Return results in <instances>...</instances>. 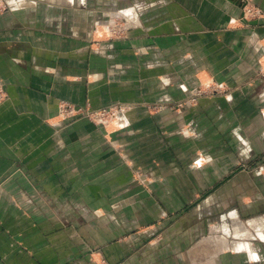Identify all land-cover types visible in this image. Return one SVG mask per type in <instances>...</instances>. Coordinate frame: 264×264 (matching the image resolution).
Masks as SVG:
<instances>
[{
	"label": "crops",
	"instance_id": "0c3cea01",
	"mask_svg": "<svg viewBox=\"0 0 264 264\" xmlns=\"http://www.w3.org/2000/svg\"><path fill=\"white\" fill-rule=\"evenodd\" d=\"M4 1L0 264H264V194L242 195L246 171L180 212L264 143L247 86L264 73V0L251 25L238 0ZM115 18L123 35L104 32ZM198 79L230 91L165 108ZM63 102L125 112L67 119Z\"/></svg>",
	"mask_w": 264,
	"mask_h": 264
},
{
	"label": "rangeland",
	"instance_id": "374dc122",
	"mask_svg": "<svg viewBox=\"0 0 264 264\" xmlns=\"http://www.w3.org/2000/svg\"><path fill=\"white\" fill-rule=\"evenodd\" d=\"M94 0H85V3H83V7H88L94 4ZM119 1V0H118ZM122 2V1H120ZM130 1H124L125 6H129ZM240 7H241V14L239 18V22L242 25L248 24V21H255L258 20L259 18L262 17V15L259 12V9L256 5H254L252 0H238ZM117 4V3H116ZM84 7V8H85ZM6 8V3L4 0H0V13L2 10ZM87 9L91 10L90 7ZM105 20H109L108 17H106ZM238 22V23H239ZM237 23V24H238ZM239 25V24H238ZM251 25V24H248ZM92 28V25L89 26V29ZM96 29V28H95ZM106 29L104 32H106L107 35L114 36V35H123V24L122 20L115 18L114 22L111 24L105 23V28ZM91 30V29H90ZM108 31V32H107ZM92 32V31H91ZM86 34V33H85ZM91 34V33H90ZM105 34V35H106ZM257 78L255 81H250L247 86H251L250 89H253V87H257V91H260L259 94L257 93L258 97L264 102V73L259 72L257 74ZM179 87L182 88V91L185 92L186 95H182V99L179 101H176L175 103H172L168 107L165 108H171L174 107V110L180 109L183 104L185 103H190V104H196L199 99L205 98V97H212V96H217V95H224L227 94L230 90L229 88L224 85L223 83H218L216 79H210L208 84H204L200 79L197 80L196 87L195 89H186L188 86L187 82H180ZM253 86V87H252ZM254 91V90H253ZM254 92H249L248 94H251ZM256 95V96H257ZM5 97L3 87L0 84V101ZM247 97V96H245ZM60 112L61 115L67 119H77L82 116H86L90 118L92 122H97V123H106V119L112 118V120H116L118 124V119H120L119 112H125L123 107L124 103L121 102H114L108 105L107 107H102L101 109L98 110H92L88 108L87 106L85 107H77L73 105L70 102H63L60 105ZM167 106V105H166ZM262 115H264V111L262 112ZM258 130H260L261 133V140H264V126L259 125ZM259 152V153H258ZM253 159H245L244 162L242 161L240 165L236 166L235 169H232L231 172L222 177L221 179H215L213 180L212 185L208 187H202L197 191V195L195 196L194 200L188 204L186 207L182 209L180 212H194L193 209L197 207L195 212H200L199 205L203 203L204 199L210 196L211 194H214V192L217 190V194L219 192V187L222 186L226 182H230L231 179L237 174L239 171H246L248 174L247 176L249 177L250 182H248V177H245V180H239L238 181L242 182L244 189L242 190V195L245 196V198H252L253 196L255 197L258 193L261 195L264 194V143L261 146L260 151H258ZM207 160V159H206ZM205 159H195V163H204L206 161ZM200 161V162H199ZM213 161V159H212ZM198 165V164H197ZM259 169V172L258 170ZM255 170L254 174H250L251 171ZM196 176L201 179V176L199 174H196ZM198 181V180H197ZM254 183V184H253ZM233 191V192H232ZM231 192L234 194V196H231L233 198L238 197L237 195H240V191L232 190ZM230 192V191H229ZM257 193V194H256ZM256 194V195H255ZM235 205L229 206V208H234ZM221 207L217 205H211L210 208H207L206 213H210L211 218H219V215L223 212L220 211ZM223 210V208H222ZM231 211V210H230ZM229 211V212H230ZM247 213V212H246ZM250 213V212H248ZM210 217V216H208ZM207 217V218H208ZM220 222V221H219ZM215 235V234H214Z\"/></svg>",
	"mask_w": 264,
	"mask_h": 264
},
{
	"label": "water",
	"instance_id": "95a60500",
	"mask_svg": "<svg viewBox=\"0 0 264 264\" xmlns=\"http://www.w3.org/2000/svg\"><path fill=\"white\" fill-rule=\"evenodd\" d=\"M241 15H242V14H241ZM247 23H248V24H252V23H254V21H248Z\"/></svg>",
	"mask_w": 264,
	"mask_h": 264
}]
</instances>
